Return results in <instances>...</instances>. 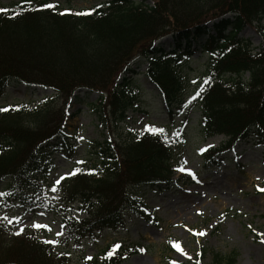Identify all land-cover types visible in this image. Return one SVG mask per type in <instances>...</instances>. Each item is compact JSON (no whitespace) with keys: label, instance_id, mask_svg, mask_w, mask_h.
Listing matches in <instances>:
<instances>
[{"label":"trees","instance_id":"1","mask_svg":"<svg viewBox=\"0 0 264 264\" xmlns=\"http://www.w3.org/2000/svg\"><path fill=\"white\" fill-rule=\"evenodd\" d=\"M153 1L149 6L107 0L88 15L28 10L48 0L0 10V97L12 84L43 86L58 94L38 107L0 112V185L10 186L7 199L26 208L29 203L33 213L47 210L32 194L35 178L45 148L66 143L68 109L77 92L102 93L94 110L109 135L102 144L106 159L100 169L81 167L59 186L68 212L59 245L44 243L34 233L14 235L0 223V264H72L66 250L81 249L96 233L124 226L125 212L135 202L133 189H172L192 182L186 176L174 181L175 137L150 132L117 138L133 102L130 80L118 79L136 58L148 62L147 77L171 109L183 94L182 70L197 51H192L193 43L208 35L200 46L209 55L207 83L193 103L206 136L228 140L201 154L205 165L220 166L226 152L250 138L264 146V50L254 54L251 43L240 37L253 24L263 27L264 34V0ZM170 35L178 46L175 51L155 48ZM75 204L86 218L73 217ZM135 253L110 246L102 261L86 264H123ZM204 253L198 264H204ZM237 257L216 254L213 263L236 264Z\"/></svg>","mask_w":264,"mask_h":264},{"label":"rangeland","instance_id":"2","mask_svg":"<svg viewBox=\"0 0 264 264\" xmlns=\"http://www.w3.org/2000/svg\"><path fill=\"white\" fill-rule=\"evenodd\" d=\"M106 1L58 0L57 9L60 12L65 9H71L72 13L85 12ZM133 1H144L149 6L154 4L153 0ZM25 2L0 0V9L13 10ZM208 28L211 34L215 33L213 23ZM240 37L251 43L254 54L264 50L263 27L256 24L247 26ZM207 40L208 35H205L193 43L192 51L195 48L197 51L182 70L184 91L171 109L163 103L159 91L147 77L149 64L145 59H134L118 79V83L130 80L127 89L133 102L132 109H129L125 121L119 127L117 138L133 139L145 132H153L147 126L163 128L166 135L177 139L173 160L176 173L174 181L185 176L192 178L187 169L195 173L196 179L192 178V183L181 182L172 189H133L135 202L133 208L125 212L124 226L96 233L94 239L86 240L81 249L71 247L66 250L72 264H86L93 259L102 261L110 246L128 252L136 251L123 264H198L203 251L204 264H215L216 254L227 257L234 253L238 255L236 264H264V243H261L264 240V235H261L264 234V191L257 189V185L264 189V146L254 138L242 141L233 152L224 156L220 166L214 168L205 165L199 151L201 148L206 151L219 149L228 140L223 135L206 136L201 113L196 109L194 100H191L208 72L209 55L203 53L200 47ZM185 46L184 42L181 52ZM177 47L171 35L155 44V48L166 52L175 51ZM50 97H58V94L43 87L11 85L0 97V108L24 104L37 107ZM101 97L102 93L98 92H77L64 128L66 143L61 147H46L43 152L42 168L36 175L32 194L39 205H46L47 210L30 212L29 203L26 208L7 199L10 191L7 183L0 185V223L7 225L13 234L34 233L44 243L58 241L56 245L64 238L63 222L68 212L64 211L59 186L73 175L61 180L59 185L55 181L81 167L98 170L102 160L106 159L102 144L109 135L100 125L94 110L95 103ZM184 161H187L184 164L185 171L178 170ZM5 216L11 223L4 219ZM16 217H19L18 221ZM73 217L86 218L79 204L74 206ZM33 224L41 227H33ZM190 229H195L197 233L206 230V234L199 236ZM57 232L61 235H57ZM170 241L178 242L182 252H178ZM184 252L192 259L184 256Z\"/></svg>","mask_w":264,"mask_h":264},{"label":"snow or ice","instance_id":"3","mask_svg":"<svg viewBox=\"0 0 264 264\" xmlns=\"http://www.w3.org/2000/svg\"><path fill=\"white\" fill-rule=\"evenodd\" d=\"M26 2L31 5L32 4V0H26ZM99 7H103V5H97V8ZM58 8V0L57 2H53V3H41L39 4L38 6H33V7H30L28 10L30 11H42V10H45V9H51L53 11H55L56 9ZM94 11V9H89L85 12H76V13H72V10L71 9H65L63 12H60L59 14L60 15H64L66 13H71V14H75V15H88V14H91L92 12ZM17 15H19L20 13H16ZM193 83L195 84L196 82L193 81ZM205 83H207V81H205ZM203 91V87L201 86L197 91L196 93L191 97V100H195L196 97L200 96L201 92ZM8 109L6 108H0V112H3V111H7ZM147 127H150L151 130L153 132H159L160 134L163 135L164 133V129L163 128H159L157 129L155 126H147ZM208 147H212L211 145H209ZM199 151L201 153H203L204 151H206L205 148H201L199 149ZM77 163H83V161H77ZM184 164H187V161H184L182 165H180L179 169L180 171H185V168H184ZM77 171H79V169H75L74 171H70V172H67L65 173L64 175H62L59 179H57L55 181V184L56 185H59L61 180L65 179L66 177H70L72 175H74ZM188 173L192 176L193 179H196V175L194 172H192L191 169H187ZM259 179V178H257ZM257 189L259 191H264V189H261L258 185H257ZM53 190L55 191L56 189L53 188ZM223 215V214H222ZM5 220H8L9 223H11V220H9V218L7 216L4 217ZM17 221L19 220V217H16ZM33 227H41L40 225H37V224H33ZM44 227H47V226H44ZM22 231V229H21ZM49 231H51V229H49ZM190 231H192L194 234H197L199 236H203L206 234V230H200L198 233L196 232L195 229H190ZM17 235L19 234V232L16 233ZM57 235H61V233L57 232L56 233ZM261 235H264V234H261ZM171 242V241H170ZM45 243H52V244H55V243H58V241H55V240H52V241H45ZM173 247L176 248V250L178 252H182V249L180 248V245L178 242H171ZM261 243H264V240H261ZM118 247V245H117ZM140 251H144V249H141ZM184 256H187V258L190 260L192 259L191 256H189L186 252L183 253ZM88 259H91V257H88ZM173 264H175V262H173Z\"/></svg>","mask_w":264,"mask_h":264}]
</instances>
